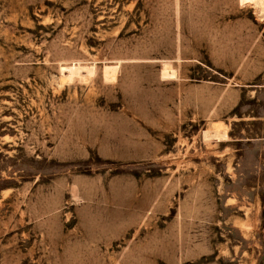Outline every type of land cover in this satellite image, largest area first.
Here are the masks:
<instances>
[{
  "label": "rangeland",
  "instance_id": "rangeland-1",
  "mask_svg": "<svg viewBox=\"0 0 264 264\" xmlns=\"http://www.w3.org/2000/svg\"><path fill=\"white\" fill-rule=\"evenodd\" d=\"M264 0H0V264H264Z\"/></svg>",
  "mask_w": 264,
  "mask_h": 264
},
{
  "label": "bare ground",
  "instance_id": "bare-ground-1",
  "mask_svg": "<svg viewBox=\"0 0 264 264\" xmlns=\"http://www.w3.org/2000/svg\"><path fill=\"white\" fill-rule=\"evenodd\" d=\"M257 4L262 9L261 11H263L264 10V1H259Z\"/></svg>",
  "mask_w": 264,
  "mask_h": 264
}]
</instances>
